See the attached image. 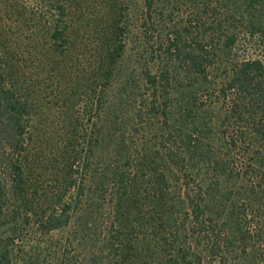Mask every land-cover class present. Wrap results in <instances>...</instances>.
I'll list each match as a JSON object with an SVG mask.
<instances>
[{
  "label": "trees",
  "instance_id": "trees-1",
  "mask_svg": "<svg viewBox=\"0 0 264 264\" xmlns=\"http://www.w3.org/2000/svg\"><path fill=\"white\" fill-rule=\"evenodd\" d=\"M0 264H264V0H0Z\"/></svg>",
  "mask_w": 264,
  "mask_h": 264
},
{
  "label": "rangeland",
  "instance_id": "rangeland-1",
  "mask_svg": "<svg viewBox=\"0 0 264 264\" xmlns=\"http://www.w3.org/2000/svg\"><path fill=\"white\" fill-rule=\"evenodd\" d=\"M141 1V0H139ZM82 22L81 25V29L80 31H78L75 35H74V48L73 50L75 51V53H77V51H81L84 50V52L89 51L90 53L86 56V58H89L90 54H92V52L95 51V46L96 43H94L93 40V31H94V23L93 21H95V16L93 15H89L87 20H89L90 25H86L87 23L85 22L84 19H80ZM90 26V27H89ZM81 49V50H80ZM90 59H93L92 57ZM24 68V67H23ZM20 67V70L23 69ZM25 71L24 72H29L30 70L24 68ZM48 75H43V77H47ZM40 79L37 81V89L39 90V93L37 95V99L40 100L41 103V107H42V125H45V128H47L48 130L50 129L51 131L56 130L55 129V124H57V120L58 118H62L60 115V113L63 111V114H66L68 108L66 107L65 104H60L57 103V93L65 92L68 91L69 87H65V84H61L58 83L57 80L52 77H48L46 80H41V76L39 77ZM58 83V84H57ZM80 113V112H79ZM83 113L81 112L80 115H82ZM82 117V116H81ZM54 123V125H53ZM46 129V130H47ZM47 133V132H46ZM51 137L52 134L50 132H48ZM49 138L46 137L44 140L45 142V146L47 148L48 151L53 152L54 150V143H53V139H55V137L53 138ZM45 177H48L47 174H45Z\"/></svg>",
  "mask_w": 264,
  "mask_h": 264
}]
</instances>
